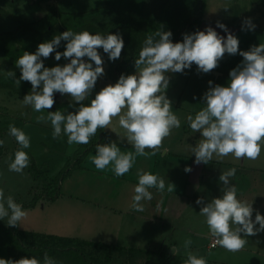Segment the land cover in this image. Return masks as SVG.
<instances>
[{"label": "rangeland", "instance_id": "374dc122", "mask_svg": "<svg viewBox=\"0 0 264 264\" xmlns=\"http://www.w3.org/2000/svg\"><path fill=\"white\" fill-rule=\"evenodd\" d=\"M180 1V5L184 7L190 5L192 0ZM129 4H131L129 6L131 9L143 13L141 15L149 22L157 21L166 24L173 14V4L166 0H1L0 139H3L5 144L0 148V153H4L0 157V189H3L5 199L11 195L28 212L24 221L25 228L16 226V229L22 233L57 236L89 243L93 241L92 243L98 244L99 224L101 230L104 227L106 229V226L114 225L115 232L109 234L108 239H111L114 246L122 248L125 254L115 253L114 257L107 259L102 253L103 249L84 248L82 254L88 259L87 261L82 259L81 254L75 252L72 254L57 253L55 260L58 264H109V262L111 264H183L189 251L203 256L211 262L264 264V258L254 254L264 252V243H260L264 242V232H260L254 237L245 238L244 246L247 249L245 252L242 250L233 252L224 247L208 252L210 240L214 236L211 234L205 218L199 214L201 206L196 204L197 199L201 197L207 203L211 199L221 196L222 184L219 177L222 170L236 167L237 173L232 180L238 187V198L247 200L249 203L252 201L255 203L253 204L254 209L264 214V194H256L259 189L258 183L264 178V173L259 171L260 168L264 169V148L256 160H236L229 155L223 159H217L214 156L208 164L201 163L202 172L199 178L194 182L189 180V183L188 178L185 179L184 185L189 184L186 196L179 199L172 195L170 205L175 203L174 200L177 204L173 206L174 211L167 209L168 217L165 218L163 207L152 210L145 207L143 212H136L132 209L136 178L132 177L134 174L131 170L123 176H116L115 173L110 174L107 171L90 167L96 150H91L88 156L85 155V152L88 151V148H93L92 142L98 141V132L91 137L88 144L70 145L67 142V136L59 139L53 138L50 121H38L39 116H47V111L54 112L64 109L69 112L75 111V108L70 106V94L60 98L59 93H55V104L44 113H37L31 106L23 105L22 99L32 89V85L28 81H21L20 85L16 84V79H19L21 75L16 60L23 55L24 51L35 53L40 43L50 41L56 35L68 30L77 32L78 28H82L86 22L99 25L109 23L116 16L120 6ZM37 14L40 17L43 14H48V17L37 20ZM241 14H245L249 18L257 17L259 19L257 24L262 25L261 30H264L263 0H207L203 20L239 22L242 19ZM19 16L25 21L21 22ZM247 17H243L244 20ZM28 23L34 24L29 25ZM255 31L249 30V33L258 35V32H261L259 28H255ZM247 36H249L248 33ZM258 36H260L259 43H264V33H260ZM139 37L134 46L139 43L138 45L141 44L140 47H142L145 38L142 40L141 36ZM66 43V41H62L58 51L63 52ZM110 63L111 61L107 58L104 60L105 74L98 79L96 92L108 84H115L119 79V77L113 76ZM57 64L60 63L55 60V52L45 59L46 67H55ZM8 71H14L16 78L10 76ZM135 71L129 74H133ZM169 75L171 82L167 89V96L172 101V111L181 120V126L173 129L171 135L166 137L162 143L167 142V147L171 149H176V146L180 144H184L185 148H188L189 144L195 146L201 138V134L194 133L189 127L186 119L189 114L185 109L189 105L195 106V113H191L195 116L204 107L203 100H200L203 95L197 94V101H195L192 100L190 94H184V92H188L187 88L191 84L189 69H186L184 73H170ZM214 76L215 84L217 75ZM183 98L187 101L185 109L176 111L177 104ZM84 103H90V101ZM78 106L76 105V107ZM10 124H15L24 130L31 138V147L25 151L28 152L30 160L32 157L35 158V163L45 173L49 184H53L52 187L57 184L61 175L70 171L60 181L58 193H55V189L49 186L44 191L43 182L34 181L29 173L31 163L23 173L9 171L11 157L20 147L16 139L9 135ZM113 124L117 131L121 134L124 133V130L118 125V118H113ZM104 133L107 142L119 140L118 134L111 129L104 130ZM120 147L122 151L128 150L124 149L125 147L132 148L126 139L120 144ZM168 165L170 170L173 164ZM165 167V164L162 163V169ZM250 169H257V174L261 178H258L257 174L252 173ZM42 192L45 197L34 208L28 207L36 195L42 194ZM54 196H58L55 201L52 200ZM99 208L106 212H99ZM111 213H117L118 216L120 214V218L116 219ZM255 214L254 211L253 220ZM162 219L164 220L161 221ZM10 228L6 221L0 220V258L8 260H20L33 256L38 259L43 258L33 251L21 249L15 243ZM195 228L199 230L198 236L190 237L187 232ZM187 240H191L192 244L186 250L184 243ZM173 247L178 249L177 254L173 253L175 250Z\"/></svg>", "mask_w": 264, "mask_h": 264}, {"label": "clouds", "instance_id": "9594fccd", "mask_svg": "<svg viewBox=\"0 0 264 264\" xmlns=\"http://www.w3.org/2000/svg\"><path fill=\"white\" fill-rule=\"evenodd\" d=\"M216 27L223 29L227 36L218 33L211 25L204 30L185 33L181 42H173V33L163 29L148 35L135 59V73H122L115 84H108L96 92L94 99L92 94L98 79L105 74L104 59L99 49L102 48L108 59L115 62L125 47L124 37L119 33L101 35L87 30L65 31L50 41L40 43L35 53L24 51L16 60L21 71L16 84L28 81L32 85L31 92L25 95L22 103L31 106L35 112L43 113L55 104V93L70 94V106L75 111H47V116H39L38 121H50L53 138L67 136L70 145L88 144L98 130L111 129L118 134L119 140L97 143L92 163L100 170L112 165L115 175L123 176L134 167L137 157L150 156L146 149H151V155H155L162 141L171 135L173 129L181 126V120L172 111V101L167 96L171 82L169 74L184 73L186 69H192L193 64L197 66L198 73H210L219 66L226 53L239 54L244 59L230 71L227 86L210 80L202 97L204 107L195 116L187 115L191 130L201 134L195 146L189 144V147L197 165L208 164L214 156L217 159L231 155L236 160H256L264 148V43L242 51L239 38L225 23L217 21ZM256 27L250 18L243 21L242 30L255 31ZM62 41L67 43L65 50L60 52ZM54 52L56 61L64 58L69 62L46 67L45 59ZM8 72L16 78L14 71ZM89 100L90 103H84ZM113 118H118L123 134L117 131ZM9 135L20 146L9 164V171L23 173L30 165V157L25 150L31 147V138L15 124L9 125ZM125 139L135 149L134 152L121 150L120 144ZM4 144L5 141L0 139V148ZM185 171L191 172V166ZM236 173V167L222 170L219 177L222 195L207 203L202 197L196 201L201 206L199 214L205 218L211 234L222 247L233 252L243 248L245 237L264 232V214L254 209L253 203L238 198V187L232 180ZM136 175L138 183L134 187L131 207L136 212H143L144 201L153 200L150 189L163 192L166 182L159 174L142 168L136 170ZM27 216L23 206L11 195L5 199L4 191L0 189V220L6 221L9 227H24ZM191 244V240L185 241V249H189ZM173 248L177 254L178 249ZM0 264L58 262L45 252L42 259L35 256L20 260L0 258ZM183 264L207 262L203 256L189 251Z\"/></svg>", "mask_w": 264, "mask_h": 264}, {"label": "trees", "instance_id": "16d2710c", "mask_svg": "<svg viewBox=\"0 0 264 264\" xmlns=\"http://www.w3.org/2000/svg\"><path fill=\"white\" fill-rule=\"evenodd\" d=\"M169 3H172L173 14L171 19L164 24V22H149L145 19L141 14L136 10L131 9L129 5L120 6L118 8L116 16L113 20L106 24H92L90 22H86L83 24L81 31L87 30L93 34L99 33L101 35H107L109 33L112 34H122L125 38V47L122 50L121 57L115 62L111 61L110 67L113 76L120 77L122 73H131L136 70L135 68V59L138 58L140 45L134 46L136 39L141 36V39L146 38L148 35H153L155 31L163 29L164 31H171L173 33L172 40L173 42H181L183 40V36L185 33H192L196 30H199L203 23V14L205 11L207 0H192L191 4L188 6H181L180 0H166ZM264 5V0H263ZM99 15V14H97ZM96 18V15H95ZM87 19V18H86ZM78 28L77 32L80 30ZM80 31V32H81ZM140 38V37H139ZM104 60L108 59L107 54L103 52V49H99ZM109 60V59H108ZM97 86V85H96ZM96 88L92 94V98H95ZM90 101V100H89ZM98 141L92 142L93 148H88L85 152V155H89L91 150H96L95 145L97 143H105L106 134L104 130H98ZM94 141V140H92ZM15 154V153H14ZM14 154L12 155V159H14ZM4 153H0V157L3 156ZM83 157V156H82ZM29 173L34 178L35 182H43V190H46V187H51L55 189V193L60 191V181L66 177V174L69 172H65L61 177L53 184H49L47 177H45V173L42 172L35 161L31 158L30 160ZM41 182V183H42ZM43 191V192H44ZM36 195L33 201L29 204L28 207L34 208L36 204L45 197L44 193ZM57 197H52V200L55 201ZM11 234L14 236V241L17 243L21 249H25L27 251H33L35 254L39 255V257H43L44 253L47 252L50 257L55 258L57 253H78L81 254L82 259L88 260L82 254L84 248H95V249H103L102 253L107 257V259H111L114 257L115 253L125 254L122 248H118L114 245H108L103 243H89L86 241H78L75 239H67L57 236H44L41 234H32V233H22L18 231L15 227H11ZM108 264V263H106ZM111 264V262H109Z\"/></svg>", "mask_w": 264, "mask_h": 264}, {"label": "crops", "instance_id": "0c3cea01", "mask_svg": "<svg viewBox=\"0 0 264 264\" xmlns=\"http://www.w3.org/2000/svg\"><path fill=\"white\" fill-rule=\"evenodd\" d=\"M0 6H1V0H0ZM250 8H252V7L250 6ZM228 9H229V7H228ZM227 13H230V11L229 12L227 11ZM261 13L263 14L262 10H261ZM21 16L23 17V15H21ZM21 16H19L21 18L19 20L21 22H24L25 20ZM30 16L34 17V15H32V14H30ZM241 16H242V19H240L239 22H234L232 20L230 23H228V22H223V23H225L228 26V29L239 38V40H240V49L242 51H248V50L251 49V47L253 45L259 46V44L262 43V42L259 43L260 36H258V35L260 33L263 34L264 30H261L262 25H258L257 24L258 21H259V19L257 17L250 18V19L253 21V23L255 25H257L256 28L260 29L261 32H258V35L250 34L249 30L248 31L242 30V24H243V21H244L243 17H247V16L245 14H241ZM38 17H40V16H39V14H37V20L46 19L48 17V14H43L40 18H38ZM248 18L249 17H247V19ZM216 22L217 21H213V20H205V21H203V23H202L201 27L199 28V30H204L207 26L211 25L213 28H216L218 33H220L221 35H224L226 37L227 33L224 32L223 29L217 28L216 27ZM33 24L34 23H31L29 25H33ZM247 33L249 34V36H247ZM255 33L257 34L256 31H255ZM63 50H65V49H63ZM243 59L244 58L242 56H240L239 54L233 56V55H228L226 53L225 57L220 61L219 66L217 68L213 69L210 73H198L197 70H196L197 66L195 64H193L192 69L189 70L190 71V76H191V84L187 88L188 92L186 91V92H184V94H186V95L190 94L192 100L197 101V94L200 93L201 96H202L204 94V92L206 91V89L208 90V88H209L208 82L210 81V79H211V81H213V78L215 79L214 75H217V79L215 81V84H220V85L227 86V84L229 82V79H230V75H229L230 71L232 69L236 68L237 65H239L243 61ZM58 62L60 64L64 65L65 63H67L69 61H66L63 58V59H61V61H58ZM12 66L14 67V64H12ZM212 72H214L215 74H213ZM202 90H203V93H202ZM57 93H59V92H57ZM58 95L61 96L60 98H62L64 96V95H62L60 93ZM60 98H59V101H60ZM200 100H202V99L200 98ZM188 103H190V102H188ZM186 104H187V101L183 98L182 101L179 102V104H177L176 111H182L183 109H185L184 107H185ZM195 105L197 106V104H195ZM185 110L187 111L186 112L187 114L195 113L194 112L195 106L189 105L188 108L185 109ZM37 113H39V112H37ZM166 144H167V142H165L164 144L162 143V145L160 146L161 149L156 150L155 151V155H151V152H152L151 149H146V151H148L150 153V156L148 158H145L143 156L137 157L136 163H135L134 167L131 169L132 174H134V176H132V177L136 178L135 182H134L136 184L138 183V177L136 175V170L140 169V168L144 169L145 171H151L153 174H159L161 177H163L165 179V182H166L165 190L163 192H159L155 188L150 189V191L153 192V200L152 201H144V206L147 207L149 210L159 209V208L163 207V210H165V218L168 217V214L166 213L167 209L169 208V209L174 211L173 206L175 204H177L176 201L174 200L175 203L174 204L172 203V205H170L171 204L172 195L179 197V199H181V197L186 196L187 188H188L189 184H185L184 185L185 179L188 178V183H189V180L194 182V180L199 178V176H200V174L202 172L201 163L199 165H197L195 163L194 154H192L190 147L185 148L184 144H180V145L176 146V149H171V148L167 147ZM124 149H128V150H123L124 152L125 151L126 152H128V151H133L134 152L135 151V149L133 147L132 148H126L125 147ZM33 160H35V158H33ZM162 163H164L165 166H166L164 169H162ZM168 164H173L172 166H174V167L171 166V168L169 170L168 169V167H169ZM202 164H204V163H202ZM188 166H191V168H192L191 172H186L185 171V168L188 167ZM90 167H93V168L95 167L96 168V166L93 163H92V165ZM252 170H254V171H252ZM104 171H107L110 174H114V171L112 169V165H109L108 167H106L104 169ZM250 171L252 173H256V174L258 173L257 169H250ZM259 171L264 173V169H262V168H260ZM257 177L261 178L258 174H257ZM257 187L259 189L257 190L256 194L257 195L264 194V178H263V180L259 181ZM261 191H262V193H261ZM261 201H263V200H261ZM251 203H253V202L251 201ZM165 204H166V206H165ZM253 204H255V203H253ZM99 212H106V211H104L103 209L99 208ZM112 215L116 219L120 218L119 217L120 214H119V216L117 215V213L112 214ZM163 220L164 219H162L161 221H163ZM106 227H107L106 229L104 227L101 230L100 229V224H99V235L100 236H99V240H97V241H98V243H103V244H108V245H115V244L111 243L112 242L111 239H108L109 238L108 235L115 232L114 225H110V226H106ZM198 232H199V230L197 228H195L192 231L187 232V234L190 237L195 236V238H196V236H198ZM260 237L263 239L262 236H260ZM261 238H259V239H261ZM215 239H217V238L213 237L210 240V245ZM259 239H258V241H259ZM260 243L263 244L264 242H260ZM221 247L222 246L219 245L217 248L211 249L210 246H209V251L208 252L216 251V250L220 249ZM241 250L245 252L247 249H246L245 246H243V248H241L239 251H241ZM254 254L258 255V256H262L264 258V252L262 254L259 253V252L258 253H254ZM206 262H207V264H226V263L220 262V261L211 262V261H209L207 259H206Z\"/></svg>", "mask_w": 264, "mask_h": 264}, {"label": "built area", "instance_id": "2783aa9c", "mask_svg": "<svg viewBox=\"0 0 264 264\" xmlns=\"http://www.w3.org/2000/svg\"><path fill=\"white\" fill-rule=\"evenodd\" d=\"M219 245H220V244H219L218 240L215 239V240L211 243L210 248H211V249H215V248H217Z\"/></svg>", "mask_w": 264, "mask_h": 264}, {"label": "water", "instance_id": "95a60500", "mask_svg": "<svg viewBox=\"0 0 264 264\" xmlns=\"http://www.w3.org/2000/svg\"><path fill=\"white\" fill-rule=\"evenodd\" d=\"M173 253H175V250L173 251Z\"/></svg>", "mask_w": 264, "mask_h": 264}]
</instances>
